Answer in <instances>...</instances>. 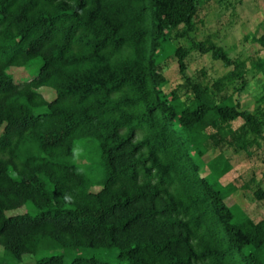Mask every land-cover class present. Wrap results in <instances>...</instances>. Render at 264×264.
Returning <instances> with one entry per match:
<instances>
[{
  "label": "trees",
  "instance_id": "1",
  "mask_svg": "<svg viewBox=\"0 0 264 264\" xmlns=\"http://www.w3.org/2000/svg\"><path fill=\"white\" fill-rule=\"evenodd\" d=\"M201 7L0 0L4 261L264 264V220L228 203L240 188L225 180L234 168L227 154L251 159L264 149V33L252 38L263 54L237 60L216 42L194 40ZM181 41L227 72L214 81L203 68L189 74ZM170 58L181 78L172 88ZM13 68L32 79L17 83ZM258 76L249 109L242 98ZM254 195L264 200V188ZM114 251L112 262L101 258Z\"/></svg>",
  "mask_w": 264,
  "mask_h": 264
},
{
  "label": "rangeland",
  "instance_id": "2",
  "mask_svg": "<svg viewBox=\"0 0 264 264\" xmlns=\"http://www.w3.org/2000/svg\"><path fill=\"white\" fill-rule=\"evenodd\" d=\"M201 4L202 7L197 19L198 30L196 35H193L196 42H216L223 46L232 57L240 61L246 60L248 63L263 54L260 46L252 42V38L255 36L260 37L264 33V0H201ZM181 42L185 44L190 54L188 59L189 74H195L196 76V69L203 68L206 70V75L201 77L208 81H214V79L223 76L227 72L223 64L214 61L211 56L200 55L191 42ZM168 61L170 66L166 73L170 79V88H172L181 81V78L175 59L170 58ZM10 74L17 83L32 79L24 68H13ZM262 82L263 78L261 76L253 78L250 91L243 95V103L249 109L255 107L254 94ZM40 90L48 101L55 97V93L51 89L40 88ZM240 124L241 122H236L234 127H238ZM83 144H85L87 153L90 154V151H92L94 157H96L93 173L94 177L99 178L101 165L98 162V156L94 153V146L88 140ZM78 150L83 151V154L84 146L79 147ZM227 157L230 158L234 168L225 180L235 182L240 188L233 197L227 200L228 203L230 205L240 204L256 221L264 220V200H257L254 195V191L259 185L264 188V149L257 151L251 159L233 152L227 154ZM205 160L209 161L210 158L206 157ZM253 177L255 178L254 181H252ZM245 184L250 187L245 189ZM14 212H11L10 215L24 214L25 208ZM116 253L114 251L109 254H101V258L112 262ZM2 255L3 249L0 246V263L14 264L12 261H4ZM34 261L33 257L28 256L24 259L23 264H33Z\"/></svg>",
  "mask_w": 264,
  "mask_h": 264
}]
</instances>
